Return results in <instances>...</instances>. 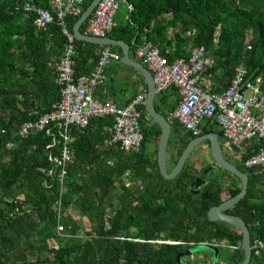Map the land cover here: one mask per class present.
Segmentation results:
<instances>
[{
    "label": "trees",
    "instance_id": "1",
    "mask_svg": "<svg viewBox=\"0 0 264 264\" xmlns=\"http://www.w3.org/2000/svg\"><path fill=\"white\" fill-rule=\"evenodd\" d=\"M52 1L0 0V264H178L176 256L186 246L219 245L223 240L239 248L234 255L220 251L218 263H242V234L207 216L210 208L241 191L240 180L236 178L225 198L222 177L210 176L206 198L193 195L191 184L203 169L188 163L178 179L166 180L157 149L146 148L148 142H158L161 130L149 125L145 106L138 154L102 146L112 134L113 117L92 118L84 129L71 128L72 159L61 193L60 183L48 175L53 166L49 156L60 154L59 143L48 149L54 138L46 132L20 135L24 124L37 122L61 101L56 78L67 37L57 23L37 32L35 15L22 9L31 2L52 10ZM92 1L85 0L84 11ZM126 1L134 10L109 37L126 42L132 57L145 42L170 61L188 58L193 47L203 46L214 60L202 75L203 89L223 92L209 88L206 79L215 76L228 87L236 69L244 67L247 81L261 78L264 90V0ZM79 18L66 20L71 33ZM74 48L78 78L93 71L106 47L75 40ZM110 48L123 54L119 47ZM179 101L172 87L159 95L155 107L167 116ZM201 129L202 135L217 133L223 139L213 120H205ZM54 132L59 139L58 130ZM194 138L172 124V168ZM259 147L253 141L245 144L236 165L249 177L248 193L228 211L246 222L252 246L256 239L264 241V177L247 169L244 161ZM263 255L253 250L250 264H264Z\"/></svg>",
    "mask_w": 264,
    "mask_h": 264
},
{
    "label": "built area",
    "instance_id": "2",
    "mask_svg": "<svg viewBox=\"0 0 264 264\" xmlns=\"http://www.w3.org/2000/svg\"><path fill=\"white\" fill-rule=\"evenodd\" d=\"M84 3L85 0H53L52 10L31 2L22 7L24 12L35 15L37 32H43L57 23L68 40L56 78V83L61 87V101L37 122L24 124L20 131L22 137H26L33 130L53 136V144L48 149L59 143L60 154L54 156L51 153L49 156L53 166L48 175L60 183L61 193L67 166L72 159V127L84 129L92 118L113 117L112 134L104 140L102 146L138 154L144 141L142 107L146 103V91L138 94L125 106L112 100L101 101L94 97L95 91L106 84L108 66L113 61H121L119 53L110 47L104 48L93 71L75 77V37L67 28L66 20L81 16ZM121 4L126 6L128 13L134 10V6L126 0H101L85 23L83 33L98 38L109 37L117 26L116 17ZM135 57L153 73L157 95L172 87L177 89L179 104L166 116L171 125L175 123L183 132L200 137L201 124L205 120H213L221 130L225 143L240 158L246 143L253 141L259 144L257 153L246 159L244 165L264 177V90L261 78L247 81L246 68L238 67L228 87L221 93H215L201 87L203 73L214 65L213 58L203 46L193 47L188 58L170 61L159 48L145 42L136 47ZM55 129L58 130L59 139L55 135ZM57 206L60 221L61 200ZM57 231L62 233L63 226L58 225ZM253 250L257 256H261L264 241L256 239Z\"/></svg>",
    "mask_w": 264,
    "mask_h": 264
},
{
    "label": "water",
    "instance_id": "3",
    "mask_svg": "<svg viewBox=\"0 0 264 264\" xmlns=\"http://www.w3.org/2000/svg\"><path fill=\"white\" fill-rule=\"evenodd\" d=\"M100 1L101 0H93L89 4L87 9L83 12V14L80 16L79 20L74 26L73 34L75 40L88 42L103 47H119L123 52L121 63L126 66L132 67L136 71H139L143 74L147 85V98L145 103L146 112L152 124L157 125L161 130V135L157 142L158 145L156 148L157 162L160 173L166 180L172 181L178 179L194 151L200 145L204 144L207 141L210 143V153L215 165L221 170L228 172L229 174L237 177L240 180L241 191L236 196L225 200L219 206H214L210 208L207 213V216L211 222L225 223L226 225L232 226L234 229H236L242 234L241 248L244 252L245 258L240 264H250L253 259V246L251 241L250 229L241 217L229 215L226 213L227 211L233 209L240 201H242L246 197L249 187L248 175L245 172L241 171L235 164L231 163L226 159L223 153L224 143L221 142L220 137L217 133H210L192 139L182 152L173 169H169L167 156L169 141L172 134V125L164 114L156 110L155 103L159 97L156 92L153 73L141 62L137 61L132 57L130 46L126 42L122 40H115L111 37L98 38L87 35L82 32V26L91 17ZM205 184V180L200 177H197L195 181L191 184V193L195 196L201 195V187ZM208 247L214 251L215 260L217 261L220 252L219 248H217V245H212ZM191 253L192 251H188L187 253H179L177 255V261L181 263L182 256L189 255Z\"/></svg>",
    "mask_w": 264,
    "mask_h": 264
},
{
    "label": "crops",
    "instance_id": "4",
    "mask_svg": "<svg viewBox=\"0 0 264 264\" xmlns=\"http://www.w3.org/2000/svg\"><path fill=\"white\" fill-rule=\"evenodd\" d=\"M116 52L119 53L118 51H116ZM122 56H123V54L121 55V58H122ZM134 59H136V58H134ZM136 60L141 62L138 59H136ZM202 80H204L203 76L201 78V82H202ZM145 84H146V81H145V78H144L142 73H140L139 71H136L132 67H129V66L122 64L121 61H119V62L113 61L107 68L106 84L104 85V87H101L95 91L94 97L98 100H101V101L112 100L120 106H125L136 95L143 93L145 91L147 93V89L145 90V87H144ZM206 84L209 88L215 87V88H220L222 90L227 88L225 83L223 81L219 80L218 78H216L215 76H212V78L208 77L206 79ZM201 87H202V85H201ZM206 91H208V90H206ZM158 97H159V95H158ZM148 121H150V120L148 119ZM202 133H203V131H202ZM221 142L224 143V146H223L224 156L226 157L227 160L229 159L228 156H230V155L234 156L236 160L235 161L231 160L232 161L231 163L236 165V163L238 161H240L238 158L239 155H236V153L233 152V149H231L225 143L224 139H222ZM151 143L156 144V148H157L158 143H156L155 141H151ZM153 151H154V148L152 150H150V152H153ZM225 152H227V153H225ZM235 178H237V177H235Z\"/></svg>",
    "mask_w": 264,
    "mask_h": 264
},
{
    "label": "flooded vegetation",
    "instance_id": "5",
    "mask_svg": "<svg viewBox=\"0 0 264 264\" xmlns=\"http://www.w3.org/2000/svg\"><path fill=\"white\" fill-rule=\"evenodd\" d=\"M149 125L150 126H155V125H153L152 124V122L151 121H149ZM183 134H185V132H183ZM205 145H207L206 143H204ZM204 144H202V145H204ZM202 145H200V146H202ZM199 146V147H200ZM198 147V148H199ZM197 148V149H198ZM209 148H210V146H209ZM196 149V150H197ZM195 150V151H196ZM194 151V152H195ZM194 154V153H193ZM192 154V155H193ZM236 155H238L237 153H236ZM239 158V160L241 159L240 157H238ZM228 161H230V162H232L230 159H228ZM170 164H172V162H171V160L170 159H168V165H169V169L170 170H172L173 168L170 166ZM201 169H203V173L201 174V175H199V176H197V177H200V178H202L203 180H205L206 181V184L205 185H203L202 187H201V195H202V197H205L206 196V186L209 184V182H210V176L211 177H213V178H217V177H222L223 179H224V181H225V187H226V190H227V194L229 193V190H230V187L233 185V182L236 180V178L235 179H232V178H227L228 177V175H230L228 172H225V171H223V170H221L219 167H217L216 165H215V163H213L212 165L211 164H209V165H206V166H203ZM231 177H232V175H231ZM195 181V180H194ZM193 181V182H194ZM232 198V197H231ZM230 199V198H229ZM228 200V199H227ZM227 214H229V215H231L228 211L226 212ZM236 216V215H235ZM159 243H167V244H173V245H176L177 243L176 242H171V241H167V242H163V241H158ZM223 245L224 247H222L223 248V250H221V252H225V250H229V253H227V255H234L235 254V252L238 250V248L239 247H237V246H233V245H231L230 243H229V241H227V240H223L219 245ZM191 245H193V244H191ZM219 245H217V246H219ZM208 246H212V245H208V244H206V243H203V244H197V245H195L194 246V248H187V246H186V249L185 250H183V251H180L179 253H187L188 251H192V253L191 254H189V255H183L182 256V258H181V263H179L178 261V264H205V263H203L204 261H202L203 259H207L208 260V257H210V259H211V261H209V263L208 264H219L218 262H219V258H218V260L216 261L215 260V253H214V251L212 250V249H210ZM197 247H203V248H206L207 250H209L210 252H206L205 254L203 253H200V250H197ZM178 253V254H179ZM177 254V255H178ZM225 254V253H224ZM193 256H196V258L195 259H193V260H191V261H189V260H185V258L186 257H193ZM176 258H177V256H176Z\"/></svg>",
    "mask_w": 264,
    "mask_h": 264
},
{
    "label": "rangeland",
    "instance_id": "6",
    "mask_svg": "<svg viewBox=\"0 0 264 264\" xmlns=\"http://www.w3.org/2000/svg\"><path fill=\"white\" fill-rule=\"evenodd\" d=\"M127 17H128V12H127V9H126V6L124 4H121V7H120V10L117 14V17H116V22L119 24V25H123L126 23L127 21ZM249 96V95H248ZM144 127V125H142V128ZM157 143V142H156ZM146 148L148 151L152 150L154 148V150L156 149V144H152L151 142H148L147 145H146ZM227 153V152H225ZM168 159L172 161V157L170 156V153L168 151V156H167ZM228 158L232 161H235V157L234 156H228ZM189 165L197 168V169H201L203 166H206V165H209V164H213L214 161L211 157V153H210V148L208 145H202L200 146L195 152L194 154L190 157V159L188 160L187 162ZM170 166L172 167V164H170ZM235 176H232L231 177V174L228 175L227 178H232V179H235L234 178ZM227 197V192H225L223 194V198ZM224 247L222 244L217 246V248H219V250H223ZM197 250H200V253H206V252H210L209 250H207L206 248H203V247H197ZM211 253V252H210ZM224 253H229V250H225ZM264 256V255H263ZM196 256H193V257H186L185 260H193L195 259ZM202 261H204L203 263L205 264H208L209 261H211L210 257H208V260L207 259H203ZM224 263V262H222ZM225 264V263H224Z\"/></svg>",
    "mask_w": 264,
    "mask_h": 264
}]
</instances>
